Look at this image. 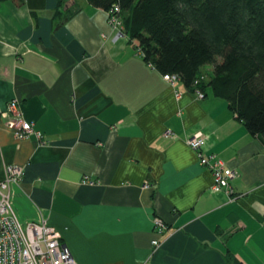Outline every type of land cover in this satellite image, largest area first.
I'll use <instances>...</instances> for the list:
<instances>
[{"label": "crops", "instance_id": "1", "mask_svg": "<svg viewBox=\"0 0 264 264\" xmlns=\"http://www.w3.org/2000/svg\"><path fill=\"white\" fill-rule=\"evenodd\" d=\"M66 1H0V113L17 98L45 139H15L0 117V180L24 168L19 220L54 226L77 264H264V137L225 99L169 84L105 10ZM195 132L237 171L235 198L213 190Z\"/></svg>", "mask_w": 264, "mask_h": 264}, {"label": "trees", "instance_id": "2", "mask_svg": "<svg viewBox=\"0 0 264 264\" xmlns=\"http://www.w3.org/2000/svg\"><path fill=\"white\" fill-rule=\"evenodd\" d=\"M87 2L108 15L118 6L123 36L149 66L225 99L251 135L264 137V0Z\"/></svg>", "mask_w": 264, "mask_h": 264}, {"label": "built area", "instance_id": "3", "mask_svg": "<svg viewBox=\"0 0 264 264\" xmlns=\"http://www.w3.org/2000/svg\"><path fill=\"white\" fill-rule=\"evenodd\" d=\"M116 12L118 6H114V13L108 16V21L116 30L115 38H119L123 33ZM163 79L171 85H176L179 81L178 75L172 73L163 74ZM196 92L199 98L204 96L203 92ZM0 117L5 119V125L12 131L15 139L33 136L39 142L45 141L43 133L20 112L17 98L7 102ZM187 144L197 152L199 163L210 170L213 190H223L230 199L235 198L231 180L238 175L237 171L226 167L223 160L215 155L203 154L204 139L200 132L192 134L187 139ZM23 175V166L8 164L5 166V177L0 180V264H77L68 246L61 240L60 231L54 226L45 220L22 222L17 217L11 205L9 188L12 183L19 182ZM153 224L159 233L166 229L165 222L158 216L153 217ZM152 244L157 246L159 240L153 239Z\"/></svg>", "mask_w": 264, "mask_h": 264}, {"label": "water", "instance_id": "4", "mask_svg": "<svg viewBox=\"0 0 264 264\" xmlns=\"http://www.w3.org/2000/svg\"><path fill=\"white\" fill-rule=\"evenodd\" d=\"M73 3H74V0H71V1H66L65 2V9H67V8H69L71 5H73Z\"/></svg>", "mask_w": 264, "mask_h": 264}, {"label": "rangeland", "instance_id": "5", "mask_svg": "<svg viewBox=\"0 0 264 264\" xmlns=\"http://www.w3.org/2000/svg\"><path fill=\"white\" fill-rule=\"evenodd\" d=\"M107 16H109V15L107 14ZM207 66H209V65H206V67H207Z\"/></svg>", "mask_w": 264, "mask_h": 264}]
</instances>
